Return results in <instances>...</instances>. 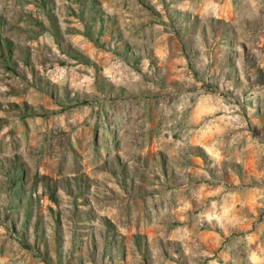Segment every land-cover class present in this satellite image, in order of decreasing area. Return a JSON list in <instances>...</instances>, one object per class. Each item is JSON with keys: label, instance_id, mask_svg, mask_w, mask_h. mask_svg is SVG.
Returning a JSON list of instances; mask_svg holds the SVG:
<instances>
[{"label": "rangeland", "instance_id": "1", "mask_svg": "<svg viewBox=\"0 0 264 264\" xmlns=\"http://www.w3.org/2000/svg\"><path fill=\"white\" fill-rule=\"evenodd\" d=\"M0 264H264V0H0Z\"/></svg>", "mask_w": 264, "mask_h": 264}]
</instances>
